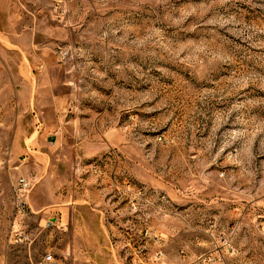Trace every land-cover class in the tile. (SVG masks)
I'll return each mask as SVG.
<instances>
[{
    "label": "rangeland",
    "instance_id": "rangeland-1",
    "mask_svg": "<svg viewBox=\"0 0 264 264\" xmlns=\"http://www.w3.org/2000/svg\"><path fill=\"white\" fill-rule=\"evenodd\" d=\"M43 11L66 113L33 135L0 50V264H264V0Z\"/></svg>",
    "mask_w": 264,
    "mask_h": 264
},
{
    "label": "crops",
    "instance_id": "crops-1",
    "mask_svg": "<svg viewBox=\"0 0 264 264\" xmlns=\"http://www.w3.org/2000/svg\"><path fill=\"white\" fill-rule=\"evenodd\" d=\"M46 5L49 0H0V50L17 56L14 80L18 81L13 85L20 87L18 105H25L31 113L35 128L32 134L48 140L50 133H61L68 95L56 90L68 84L58 78L56 70L60 66L51 55L53 49L42 38L48 31L43 11ZM24 93L27 98L22 100L20 95ZM47 114L53 123H47Z\"/></svg>",
    "mask_w": 264,
    "mask_h": 264
},
{
    "label": "built area",
    "instance_id": "built-area-1",
    "mask_svg": "<svg viewBox=\"0 0 264 264\" xmlns=\"http://www.w3.org/2000/svg\"><path fill=\"white\" fill-rule=\"evenodd\" d=\"M65 56V54H62ZM30 181L22 177L18 179L15 193V205L18 209V213L23 216H29L30 212L27 206V195L30 189ZM36 264H57V260L54 257V252H47L44 254Z\"/></svg>",
    "mask_w": 264,
    "mask_h": 264
}]
</instances>
